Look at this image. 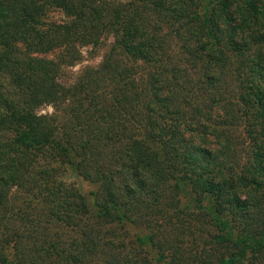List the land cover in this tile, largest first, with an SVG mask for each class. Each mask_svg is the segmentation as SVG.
Masks as SVG:
<instances>
[{
  "label": "trees",
  "instance_id": "16d2710c",
  "mask_svg": "<svg viewBox=\"0 0 264 264\" xmlns=\"http://www.w3.org/2000/svg\"><path fill=\"white\" fill-rule=\"evenodd\" d=\"M0 264H264V0H0Z\"/></svg>",
  "mask_w": 264,
  "mask_h": 264
},
{
  "label": "rangeland",
  "instance_id": "374dc122",
  "mask_svg": "<svg viewBox=\"0 0 264 264\" xmlns=\"http://www.w3.org/2000/svg\"><path fill=\"white\" fill-rule=\"evenodd\" d=\"M55 16H57V13H54ZM102 51H96V52H90V51H84L83 53V58L82 61L80 63H78L75 67L74 70H77L78 68H80L82 65L85 64H95L100 60V54ZM91 55H94L91 57ZM51 106H43L42 108V112H46V111H51ZM66 179L67 180H71L73 181L76 186L83 192V193H87V195L89 196V198L91 199V195H89L90 190H94L96 189V185L92 184L84 179H82L79 175L75 174V173H69L67 172L66 174Z\"/></svg>",
  "mask_w": 264,
  "mask_h": 264
}]
</instances>
